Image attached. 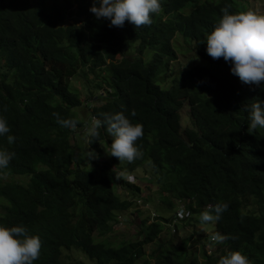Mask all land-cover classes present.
Returning <instances> with one entry per match:
<instances>
[{"label": "trees", "instance_id": "obj_1", "mask_svg": "<svg viewBox=\"0 0 264 264\" xmlns=\"http://www.w3.org/2000/svg\"><path fill=\"white\" fill-rule=\"evenodd\" d=\"M247 2L160 0L163 10L152 14V24L134 29L97 20L92 0H0V117L16 137L13 144L0 137V149L15 153L7 179H0V226H23L40 238L33 264H218L235 251L264 264V128L249 134V113L240 111L264 101V85L243 84L204 44L222 8L245 12ZM178 39L206 62L174 72ZM75 78L85 82L83 92ZM54 112L75 119L76 129L61 127ZM117 112L143 125L136 141L142 159L90 160L88 152L109 154L112 137L104 128L91 144L88 135L71 143L90 119ZM145 166L162 207L179 200L193 213L188 225L207 205L227 203L214 227L233 239L211 255L203 251L199 262L190 237H162L167 218L160 215L150 224L144 217L135 239L108 241L118 217L136 206L118 190L138 199L142 193L115 176ZM149 245L155 247L147 253Z\"/></svg>", "mask_w": 264, "mask_h": 264}, {"label": "clouds", "instance_id": "obj_2", "mask_svg": "<svg viewBox=\"0 0 264 264\" xmlns=\"http://www.w3.org/2000/svg\"><path fill=\"white\" fill-rule=\"evenodd\" d=\"M30 1L35 2V0ZM230 7V5H227L221 9L222 17L214 25L211 33L206 35L204 42L206 53L213 60L222 58L226 63H230V72L238 77L243 84L260 87L264 85V14H257L251 10L230 14ZM162 10L160 0H92V6L89 8V12L97 20L110 21L109 27L123 28L125 22H128L134 29L150 26L152 24V14L160 13ZM73 21L74 18H68L66 24H72ZM195 58L198 62L194 65L206 62L201 61L197 54ZM240 111L249 113V134L253 133L257 127L264 128V101L257 99L250 106L245 104ZM52 115L61 127L76 129L77 121L75 119H63L59 113L55 112ZM101 115L103 119L93 117L91 127L87 129L89 144L99 137V130L104 128L106 133L112 137V142L109 145V156L117 158L119 162L126 161L127 163L142 159L143 152L136 147V141L144 135L143 125L133 124L123 112L115 114L102 113ZM131 115L135 116V112L133 111ZM189 124L190 122L186 126ZM9 132L10 128L6 119L0 117V137L6 136L8 143L13 144L16 137L9 135ZM88 156L90 160L96 158L93 152H88ZM14 157V152L0 149V179H7L8 173L4 170L8 168ZM127 173L120 172L115 176V179L126 178L128 183H135V177ZM143 199L135 200L136 207L147 214L149 217L148 224L157 221L155 219L160 214L151 211L148 205L149 199L146 198L147 202ZM228 207L229 205L223 202L209 204L200 213V216L196 215L199 216V218L195 217L197 222L194 221L188 225L184 221L188 220L189 217H193V213L183 201L176 200L172 206L173 215L166 217V222H162V234L164 231L168 233L162 237L179 236L178 232L185 226L195 230L198 227L197 225L213 223L211 234H206L202 229L203 233L196 236L195 244L198 246V248H195L196 254L199 262H202L203 251L207 255H211L216 250L210 251L206 247L214 243L218 246V244L224 243L228 239H233V237L219 232L215 233L214 227V223L221 219L222 214L228 210ZM136 236L137 234H135V238ZM139 239L141 238L139 237ZM190 240L188 242L189 247ZM114 244L118 245L119 242ZM41 246L40 238L30 236L23 226L10 228L0 226V264H33L34 261L39 259ZM190 250L194 249L190 248ZM218 264H252V262L239 251H235L220 257Z\"/></svg>", "mask_w": 264, "mask_h": 264}, {"label": "rangeland", "instance_id": "obj_3", "mask_svg": "<svg viewBox=\"0 0 264 264\" xmlns=\"http://www.w3.org/2000/svg\"><path fill=\"white\" fill-rule=\"evenodd\" d=\"M255 11L257 14H264V0H248L247 2V11ZM176 47L178 49L177 54V60L171 64L172 70L174 72H177L179 70H182L184 67H189L194 64H196L198 61L195 58V51L187 45L182 39H178L176 42ZM132 56H135V53L132 51ZM73 86L83 92V89L85 87V82L80 78H75L72 81ZM188 108H183L180 111L181 116V122L182 125L186 126L189 123L188 120ZM85 114L84 111H82L81 118L84 119ZM91 121H89V125L86 129L80 131V129L77 130L76 138L72 137L71 143H81L82 140L87 142V129L91 127ZM89 151V148L86 150ZM78 153V151H77ZM96 158H94V162L96 163H102L105 161V159L108 158L107 151L104 149L102 156L98 157L97 154H95ZM97 169V167H95ZM148 169V170H147ZM145 170L149 171V167H144L143 171L137 170L134 172H126L127 174H131L135 177V183L140 186L141 189V198H147L150 200L148 203L149 208L152 212H156L160 215H163L165 217H170L173 215L174 210L172 207L170 208H164L161 205L160 198L153 186H148L145 178ZM122 171H127L122 169ZM125 179V178H123ZM118 192L122 196H126V193L130 195V199L132 200H139L136 196H131V193H129L127 190L122 191L121 189L118 190ZM136 200V201H137ZM139 209L136 206H133L128 212L121 214L119 217V222L114 226L113 232L111 235L107 237L108 241L118 243L125 240H131L135 238V234L138 231L140 221L147 216L145 212L142 211V213H138ZM141 211V210H140ZM1 212V208H0ZM198 227L194 230L189 226L182 227L181 230L178 232L179 237H190V248L195 249L198 248L197 244H195L196 236H199L202 234V229L206 234H211L213 229V223L211 224H203V225H197ZM168 233L163 232L162 236H166ZM192 236V237H191ZM195 237V238H194ZM104 238H100V240H103ZM207 246V245H206ZM155 245H149L146 247V252L149 253ZM217 248V244L214 243L212 245H209L206 247L207 250L214 251Z\"/></svg>", "mask_w": 264, "mask_h": 264}]
</instances>
